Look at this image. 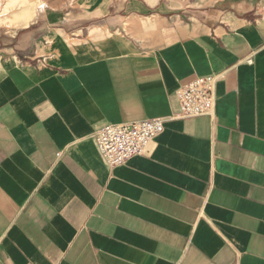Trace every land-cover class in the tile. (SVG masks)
I'll list each match as a JSON object with an SVG mask.
<instances>
[{"label": "crops", "instance_id": "crops-1", "mask_svg": "<svg viewBox=\"0 0 264 264\" xmlns=\"http://www.w3.org/2000/svg\"><path fill=\"white\" fill-rule=\"evenodd\" d=\"M155 117L104 161L99 125ZM0 264H264V0H0Z\"/></svg>", "mask_w": 264, "mask_h": 264}, {"label": "built area", "instance_id": "built-area-1", "mask_svg": "<svg viewBox=\"0 0 264 264\" xmlns=\"http://www.w3.org/2000/svg\"><path fill=\"white\" fill-rule=\"evenodd\" d=\"M214 74L195 76L183 81L175 90L178 110L172 117L212 116L215 109ZM163 118L99 125L94 140L100 155L109 166L125 162L137 154L150 151L153 138L162 131Z\"/></svg>", "mask_w": 264, "mask_h": 264}]
</instances>
